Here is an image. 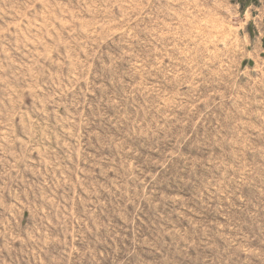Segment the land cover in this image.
<instances>
[{"label": "rangeland", "instance_id": "1", "mask_svg": "<svg viewBox=\"0 0 264 264\" xmlns=\"http://www.w3.org/2000/svg\"><path fill=\"white\" fill-rule=\"evenodd\" d=\"M0 264H264V0H0Z\"/></svg>", "mask_w": 264, "mask_h": 264}]
</instances>
